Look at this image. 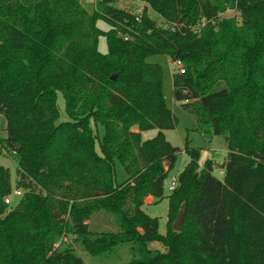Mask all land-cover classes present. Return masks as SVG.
Here are the masks:
<instances>
[{"label": "trees", "instance_id": "trees-1", "mask_svg": "<svg viewBox=\"0 0 264 264\" xmlns=\"http://www.w3.org/2000/svg\"><path fill=\"white\" fill-rule=\"evenodd\" d=\"M118 1L0 0V155L17 166L14 188L0 164V264H84L77 245L109 255L122 244L129 264H264V19L243 0H140L137 20ZM153 54L181 62L174 100L227 141L222 180L187 145L190 162L164 195L182 149L164 134L178 121ZM15 190L19 202L7 204ZM149 196L169 200L166 234L144 209Z\"/></svg>", "mask_w": 264, "mask_h": 264}, {"label": "rangeland", "instance_id": "rangeland-1", "mask_svg": "<svg viewBox=\"0 0 264 264\" xmlns=\"http://www.w3.org/2000/svg\"><path fill=\"white\" fill-rule=\"evenodd\" d=\"M96 0H86V4L92 5ZM243 5L252 16L264 19V0H243ZM121 9L138 10L140 13L145 10L146 4L140 0H119L116 4ZM148 13L152 18L160 21V16L154 13L150 8ZM237 14V11H228L225 16L231 17ZM99 27L104 30L108 29V25L104 21L98 22ZM106 38L102 35L99 40V50L103 53L107 52ZM148 61L151 63H159L163 65L165 69V84L164 93L168 106L172 109L174 115L177 118V126L174 129L164 131L166 139L174 146L180 147L182 152L174 163V167L171 169L168 179L165 183L164 195L167 196L170 192L169 185L171 181L178 175L179 172L190 162V156L184 151V148L189 147L201 149V159L198 163L200 168H203L206 161L211 159L214 162L213 174L219 179H223L222 165L227 159L228 146L227 141L221 136H210L197 129V119L193 113L184 109L182 102L176 101L173 98V82H172V61L169 57L163 54H153L148 57ZM57 102L60 110L61 120L67 118L65 99L62 93H58ZM6 118L0 115V138L6 136ZM137 130V127L134 128ZM101 134L104 133L103 127H100ZM158 133L157 129H151L142 132L143 140H148L155 137ZM99 150V146L97 145ZM0 164L8 167L11 171V180L13 187L15 188L17 179V166L14 158L5 153L0 155ZM116 180L118 183L124 182L128 175L119 161L116 162ZM12 203L15 205L19 202L20 197L17 196L14 191L11 194ZM145 211L159 219V231L162 234H166L168 231V212H169V200L165 197L161 201L153 200L151 204L144 206ZM112 228V227H111ZM153 249L164 250V247L157 243H152ZM77 252L83 258L84 264H129L133 258V252L131 245L125 244L115 248V250L109 255H93L85 251L80 245L76 246Z\"/></svg>", "mask_w": 264, "mask_h": 264}, {"label": "built area", "instance_id": "built-area-1", "mask_svg": "<svg viewBox=\"0 0 264 264\" xmlns=\"http://www.w3.org/2000/svg\"><path fill=\"white\" fill-rule=\"evenodd\" d=\"M134 11H135V14L137 16L136 19L139 20L140 12L138 10H134ZM172 69H173L172 70L173 73L174 72H181V73H184L185 72V70H184V68H183V66H182V64H181L180 61H174V62H172ZM176 185H177V180H176V178H174L171 181L170 185H169L170 190H173L176 187ZM14 193L17 196H20L22 194V192L20 190H15ZM11 201H12L11 197H7L6 198V203L7 204L10 203Z\"/></svg>", "mask_w": 264, "mask_h": 264}, {"label": "water", "instance_id": "water-1", "mask_svg": "<svg viewBox=\"0 0 264 264\" xmlns=\"http://www.w3.org/2000/svg\"><path fill=\"white\" fill-rule=\"evenodd\" d=\"M112 79L114 80L115 79V76H112ZM186 204L184 205L182 211L179 212L175 222L173 223V230L174 231H177V232H180L182 230V227H183V218L185 216V213H186Z\"/></svg>", "mask_w": 264, "mask_h": 264}, {"label": "crops", "instance_id": "crops-1", "mask_svg": "<svg viewBox=\"0 0 264 264\" xmlns=\"http://www.w3.org/2000/svg\"><path fill=\"white\" fill-rule=\"evenodd\" d=\"M153 197H147V199H146V203H148V204H151L152 202H153Z\"/></svg>", "mask_w": 264, "mask_h": 264}]
</instances>
